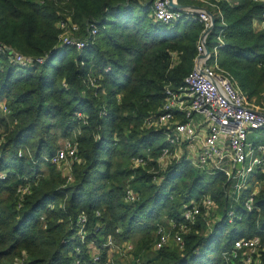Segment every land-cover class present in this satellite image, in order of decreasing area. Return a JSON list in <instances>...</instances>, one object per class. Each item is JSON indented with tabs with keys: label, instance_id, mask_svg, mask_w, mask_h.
<instances>
[{
	"label": "trees",
	"instance_id": "1",
	"mask_svg": "<svg viewBox=\"0 0 264 264\" xmlns=\"http://www.w3.org/2000/svg\"><path fill=\"white\" fill-rule=\"evenodd\" d=\"M206 1L178 0L214 13L208 45L223 30L221 65L250 99L262 102L264 30L255 31L253 21L262 15L264 2ZM153 2L0 0V43L27 56H49L23 68L9 53H0V125L5 130L0 264H244L227 259L234 241L256 235L264 240L263 171L236 193L235 181L223 172L208 173L187 161L170 165L159 184L151 174L126 168L134 156L149 152L157 157L165 145L161 132L144 127L145 120L163 105L167 86H183L205 27L193 18L173 26L157 21ZM66 18L86 38L92 24L99 32L83 49L63 46L58 22ZM56 129L77 143L71 183L58 165L46 161L59 149ZM22 148L32 155L20 156ZM43 163L49 164V175L36 178ZM132 175L140 193L136 203L125 201L124 183ZM27 184L31 192H19ZM255 190L259 211L245 207ZM203 195H210L221 213L211 232L205 233L202 222L184 235L183 250L155 249L157 224L168 217L181 220L183 205ZM233 209L239 216L232 222L228 212ZM83 213L88 218L84 240L78 234ZM128 241L134 249L124 258ZM257 264H264V252Z\"/></svg>",
	"mask_w": 264,
	"mask_h": 264
},
{
	"label": "built area",
	"instance_id": "2",
	"mask_svg": "<svg viewBox=\"0 0 264 264\" xmlns=\"http://www.w3.org/2000/svg\"><path fill=\"white\" fill-rule=\"evenodd\" d=\"M255 1L264 2V0ZM152 9L157 21L174 25L181 20L193 18L202 21L205 27L197 43L194 67L186 76L183 86L178 89L167 86L163 105L145 120V128L153 127L165 135V145L158 156H151L148 159L162 166L163 171L168 165L187 161L195 168L208 173L223 172L228 180L235 181V192L240 193L247 189L248 180L256 171L264 172V142L255 146L252 141H248L251 131L264 130V107L255 105L247 93L239 87L234 76L220 66L218 57L219 50L224 44L223 30L217 36L216 44L209 48V51L206 50L209 34L205 36L203 34L211 26L212 19L205 10L180 11L171 7L168 0H154ZM218 11L222 17L221 11ZM256 21L260 23L261 30H264V11ZM58 26L62 30L59 43L77 49L88 46L89 39L99 32L98 27L92 24L89 28V37L86 38L80 34L79 25L72 23L69 18L61 19ZM8 49L11 48L0 43V53H9L11 61L23 68L35 63L42 64L49 57L47 54L34 57L16 51L11 53ZM92 82L95 85L96 80L92 79ZM2 109L5 113L9 112L5 104ZM4 136L5 130L0 125V146ZM77 153V143L67 141L55 155L46 158V161L59 166L69 160L78 159ZM19 155L26 156L29 153L26 148H22L19 150ZM131 163L133 169H136L146 167L148 161L146 157L134 156ZM5 173L6 171L1 175L4 176ZM67 177L68 181L73 180L71 173H68ZM157 179L155 177V183H158ZM31 189L32 185L27 184L21 186L19 192L30 193ZM256 193L257 190L250 194L245 202L248 210H260L255 206ZM139 199L140 193L136 189L131 186L125 189L126 202L136 203ZM218 208L219 205L210 195L193 198L183 205L181 220L168 217L157 224V241L154 248L169 247L175 243L174 245L183 250L185 233L202 222L207 224L212 217L221 219ZM97 215L99 216L100 213L98 212ZM238 216L234 209L228 212L230 221ZM87 220L85 213L78 220V234L83 240L86 237ZM112 243L110 236L108 245ZM128 247L132 246L129 244ZM263 252L264 240L260 235H256L235 240L226 256L228 260L253 264L260 261ZM95 259H98V256Z\"/></svg>",
	"mask_w": 264,
	"mask_h": 264
},
{
	"label": "rangeland",
	"instance_id": "3",
	"mask_svg": "<svg viewBox=\"0 0 264 264\" xmlns=\"http://www.w3.org/2000/svg\"><path fill=\"white\" fill-rule=\"evenodd\" d=\"M173 26V25H172ZM214 44H216V43H213L212 44V46L214 45ZM211 46V47H212ZM222 57H223V52H222V50H220V54H219V57H218V61L221 63V59H222ZM263 98V101L262 102H260V98H258V97H254L252 100V102L255 104V105H257V106H260V107H264V96L262 97ZM3 105H4V103H1V109H2V107H3ZM6 114V113H5ZM0 115H3L4 116V114L3 113H0ZM143 128V127H142ZM148 129H154L153 127H151V128H148ZM155 130V129H154ZM156 131V130H155ZM156 132H158V131H156ZM56 134H57V136H58V138H57V145H58V147L60 148V147H62L67 141H72V143H75L74 142V139H73V137H65L64 136V134H63V132H62V130L61 129H56ZM160 134H162V133H160ZM163 136H162V139L161 140H164L165 141V135L164 134H162ZM248 141H252L254 144H255V146H258V145H260V144H262L263 142H264V130H253V131H251L250 133H249V135H248ZM28 148H26V151H27V153H29V156L30 155H32L31 154V151L29 152L28 150H27ZM138 156V155H137ZM151 156H153L151 153H149V152H147L145 155H142V157H146L147 158V161H148V164L146 165V167H139V168H136V170L138 169V170H142V171H144V172H146L147 174H151L152 175V179H153V182L155 181L154 179H155V177H157L158 179H157V181H158V184L159 183H161V179H162V177H165V171H167L168 170V168H169V166L170 165H168V166H166V170H162L163 169V167L162 166H159L155 161H150L148 158L149 157H151ZM73 162H74V160H69L68 162H66V163H62V164H60L59 166H58V170L59 171H61V173H64V178L66 177L67 178V182L68 183H71L73 180H69L68 181V177H67V174L68 173H71L72 174V166H73ZM172 165V164H171ZM126 168H130V169H133V167H132V163H131V159L129 160V163H127V167ZM41 169H42V173L41 174H38V176H36V178H40L41 176H48L49 175V164H47V163H43L42 165H41ZM135 170V171H136ZM136 175V174H135ZM134 176L132 175V177H130V178H128L127 180H126V182L124 183L125 184V189L128 187V186H131V187H133L134 189H135V186H136V184H132L131 182L134 180ZM164 179V178H163ZM155 183V182H154ZM135 185V186H134ZM137 187V186H136ZM217 210H219V208L217 209ZM220 211V210H219ZM237 218H234V219H232V222L234 221V220H236ZM218 219H216V216L215 217H212V219H211V221H209L207 224L205 223V227H204V231H205V233L206 234H209L211 231H207V229H212L213 228V226L215 225V223H216V221H217ZM208 224H211V225H208ZM169 227V226H168ZM192 231H194L193 229H191L190 231H188V232H186L185 234H188V233H190V232H192ZM197 233H200V231H201V229H199L198 227H197V230H195ZM195 232V233H196ZM131 245L132 247L131 248H129L128 247V245ZM173 245H171V247H175L176 245H174L175 243H172ZM111 246H112V244H111ZM118 248V247H117ZM134 249V243L132 242V241H128V242H125V243H123V248H122V250L124 251V253L125 254H123V257L125 258V257H128V255H129V252L131 251V250H133ZM110 255H112V249H111V251H110ZM258 262H254L253 264H257ZM16 264H22V261H20V260H17L16 261Z\"/></svg>",
	"mask_w": 264,
	"mask_h": 264
},
{
	"label": "water",
	"instance_id": "4",
	"mask_svg": "<svg viewBox=\"0 0 264 264\" xmlns=\"http://www.w3.org/2000/svg\"><path fill=\"white\" fill-rule=\"evenodd\" d=\"M168 2H169V5L171 7H173L174 9L180 10V11H185V10H188V9H203V10H205L211 16L212 24H211V26L208 29H206L204 31L203 36H205L207 34H210L213 31V29L215 27V23H216V17L214 15V13L212 11H210L208 8L203 7V6H197V5H184V4L179 3L178 0H168ZM8 50L11 53H14L13 50H11V49H8ZM206 50L209 51V46L208 45H206Z\"/></svg>",
	"mask_w": 264,
	"mask_h": 264
},
{
	"label": "crops",
	"instance_id": "5",
	"mask_svg": "<svg viewBox=\"0 0 264 264\" xmlns=\"http://www.w3.org/2000/svg\"><path fill=\"white\" fill-rule=\"evenodd\" d=\"M204 7V6H203ZM207 8V7H206ZM259 18V17H258ZM256 19L257 18H255L254 19V21H253V27H254V29H255V31H262L261 30V28H260V23L259 22H257L256 21ZM210 35V34H209ZM209 46V45H208ZM209 48H212V47H210L209 46ZM220 50H221V48H220ZM220 50H219V54H220ZM219 62V61H218ZM219 64H220V66L221 67H223L222 65H221V63L219 62ZM194 67V66H193ZM224 68V67H223ZM224 69H226V68H224ZM227 70V69H226ZM228 71V70H227ZM230 72V71H229ZM231 73V72H230ZM232 74V73H231ZM233 75V74H232ZM235 78V77H234ZM236 80V79H235ZM237 81V80H236ZM237 84H238V82H237ZM239 85V84H238ZM240 87V86H239ZM241 88V87H240ZM242 89V88H241ZM243 90V89H242ZM244 91V90H243ZM246 92V91H245ZM247 93V92H246ZM248 95V94H247ZM258 189V188H257Z\"/></svg>",
	"mask_w": 264,
	"mask_h": 264
}]
</instances>
